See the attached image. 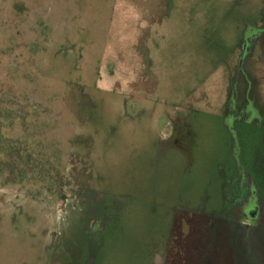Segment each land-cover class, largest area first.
Listing matches in <instances>:
<instances>
[{"label":"rangeland","instance_id":"1","mask_svg":"<svg viewBox=\"0 0 264 264\" xmlns=\"http://www.w3.org/2000/svg\"><path fill=\"white\" fill-rule=\"evenodd\" d=\"M263 20L264 0H0V264H151L162 199L219 207L236 160L264 200V127L233 140L224 117ZM174 116L188 157L161 142ZM103 210L121 218L92 233Z\"/></svg>","mask_w":264,"mask_h":264},{"label":"flooded vegetation","instance_id":"2","mask_svg":"<svg viewBox=\"0 0 264 264\" xmlns=\"http://www.w3.org/2000/svg\"><path fill=\"white\" fill-rule=\"evenodd\" d=\"M240 50L239 64L234 67L226 97L227 104L233 105V109L224 114L233 140L237 139V126L252 128L256 132L264 127V96L261 91L264 65L257 63L264 52V20L261 26L247 30ZM167 126L168 129L160 135L161 142L185 152L188 157L184 142L192 135L190 128L177 116L169 117ZM236 164V175L230 178L222 170L224 165H219L221 197L217 208L206 210L203 202L202 208L194 210L183 198L162 199L169 209V223L163 247L153 251L151 264H194L203 250L210 251L197 264H264V200L259 185L243 164L239 160ZM233 188L237 189L236 194H232ZM206 199L208 201L209 198ZM83 206H76L75 210ZM95 216V220L90 218L87 221L92 233L101 227L107 230L108 226L117 225L113 222L121 218L117 210L111 215L96 212ZM178 237L180 242L176 243ZM177 244H180L179 250ZM190 250L193 253L187 252ZM172 252L182 255L185 261L177 263Z\"/></svg>","mask_w":264,"mask_h":264},{"label":"trees","instance_id":"3","mask_svg":"<svg viewBox=\"0 0 264 264\" xmlns=\"http://www.w3.org/2000/svg\"><path fill=\"white\" fill-rule=\"evenodd\" d=\"M0 139H2L1 135H0ZM5 153L7 156L9 155V157L13 160L17 161L18 159H21V160H23V162L25 161V155H24L26 153L25 150L24 151L20 150L16 153V152H14V150L9 149V150L5 151Z\"/></svg>","mask_w":264,"mask_h":264}]
</instances>
